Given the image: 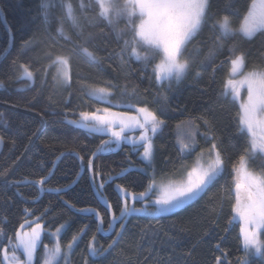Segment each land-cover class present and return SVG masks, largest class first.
<instances>
[{"label": "snow or ice", "instance_id": "obj_1", "mask_svg": "<svg viewBox=\"0 0 264 264\" xmlns=\"http://www.w3.org/2000/svg\"><path fill=\"white\" fill-rule=\"evenodd\" d=\"M93 5H95V16L89 18L86 15L77 16L70 0H36L35 9L29 7L24 13V30L30 35L21 38L17 57L12 59L9 68L18 67L20 74L17 79H26L34 85L40 69L33 71L31 64L17 65V58L20 55L34 52L37 53L35 57L37 63L41 55L49 60L44 66L41 84L47 82L49 69L55 68L53 80L71 86L73 53L78 52L83 55L90 64L103 62L104 58L96 54L98 49L89 47L95 45L99 36L104 34L103 29L100 33L87 30L92 19H99L105 21L116 32L118 39L130 34L129 39H124L123 47L115 53L120 58L122 66L126 64L125 56L142 62L145 69L151 65L157 86L162 88L167 83L168 89L171 90L173 82L180 84L192 69L191 57L185 56L188 45L210 23L216 35L207 54L199 61V66L208 67L215 60L218 52L227 48L230 71L220 94L226 99L231 95V100L238 103L237 131L241 136L247 137L237 163L233 164V171L237 176L234 182L235 202L231 207L234 215L229 220V224L239 220L242 248L245 253L243 257L237 258L236 264H255L256 257H259L260 264H264V42L251 67H249L248 52L242 50L244 42L251 43L257 37H264V0H246L243 8L239 6V0H223L222 7L217 6L216 0H87V3L85 0H80L81 13H87ZM57 9L60 10L59 14ZM121 20L124 21L123 28L118 26ZM66 21L72 23V35L65 30ZM9 34V44L15 47V33L9 29ZM226 40L230 42L225 44ZM61 41L72 45L67 54L63 50V45L60 51H55ZM197 50L199 51V48ZM8 52L9 48L0 50V54H5V58ZM112 55L113 52L109 51L108 56ZM215 70L213 66V73ZM200 78H202L201 71H196L194 79ZM105 84L104 87H90L89 96L97 103L106 106L97 107L94 111H82L79 113V120H70L67 123L89 135L108 138L101 139L87 158L75 148L69 149L68 154L74 155L79 161V171L74 172V178L69 179L66 184L57 183V186L52 187L49 185L55 174L57 162L65 156V153L61 152L51 161L50 168L39 156L29 160L28 152L34 142L33 137L39 132L38 129L28 137L29 146L25 148L22 156L16 157L11 168L0 171V209L10 203L11 198L7 196L9 188L17 189L16 196H23L19 191L22 185L36 187L38 196L54 193L73 215L91 214V218L97 223L96 231L86 246L88 258L85 264H145L149 257L140 260L137 256L133 261L123 253V250L121 256L115 255L121 242L126 240V233L130 234L129 224L132 218L146 217L159 222L166 218L167 214L176 213L186 205L203 198L225 171L223 152L226 149L221 148L223 140L215 135L214 125L206 114L190 115L188 121H181L176 127L179 130L187 123L190 128L198 131L197 121L201 122L206 128L202 135L212 140L208 158L205 161L204 153L201 151L191 166H185L186 178L158 184L154 166L155 137L167 126L163 111L152 109L136 88L129 91L125 86L120 91V99H114L115 89L118 86L111 81H106ZM0 87H3L2 80ZM242 90L246 93L244 97ZM163 99L167 100L168 97L164 95ZM114 108L120 110L114 111ZM183 111H187V108L181 109V112ZM0 116H3V113H0ZM136 130H139L138 136L128 135L129 132ZM4 142V136L0 135V146ZM12 143L15 145V140ZM123 144H131L130 151L139 156L144 167H137L129 155L128 167L122 168L121 173L136 171L146 174L150 169L151 176L143 191H132L124 184L116 185L120 200L114 207L104 195L106 180L94 161L101 153L113 152ZM178 144L182 155H190L196 147L195 132L190 131L187 136L178 137ZM257 157H259L257 165L259 171L249 167L250 162L255 163ZM24 161H29L31 166L40 170L39 178L9 179L11 171ZM85 177L89 187L95 185L94 195L103 205V212L97 207H77L71 199L65 198L72 185L78 184ZM33 199L35 200L36 197ZM137 203L139 207L136 206ZM220 207H223L222 203ZM50 211V207H45L40 215H36L33 210L24 209L23 222L11 236H7L4 228L0 226V237L7 239L6 245L0 240V264H70L75 248L80 239L90 231L91 225H83L66 244L62 243L63 234L71 226L70 222L65 220L56 226L54 231L46 233L47 222L42 223V221ZM211 212L215 213V207ZM105 216L109 217L107 221ZM2 223H7L6 216L0 222ZM105 223H107L106 228ZM207 223L218 226V220L215 218L208 220ZM148 231L153 233L151 239L155 244V241L160 239V232L152 225L141 229L139 233L141 242ZM98 234L111 237L106 247L97 242ZM164 236L166 239L161 241L162 247L176 243V240L167 233H164ZM44 238H48L50 242L44 243ZM131 240L135 242L136 237L131 236ZM195 247L193 245L187 257L171 255L165 258L151 254L150 257L154 264H173V260L178 259H184L187 264ZM215 248L221 250L220 244ZM222 256H226V253L222 252ZM215 264H231V262L215 257Z\"/></svg>", "mask_w": 264, "mask_h": 264}, {"label": "trees", "instance_id": "obj_2", "mask_svg": "<svg viewBox=\"0 0 264 264\" xmlns=\"http://www.w3.org/2000/svg\"><path fill=\"white\" fill-rule=\"evenodd\" d=\"M77 16H95V5L87 13H81L79 5L80 0H70ZM87 3V0H85ZM246 0H239V6L243 8ZM219 7L223 6V0H216ZM31 7L35 9L36 0H0V50L10 46V34L7 27L15 33V47L6 58L0 63V80L3 81V87H0V104L14 107L11 110L0 105V135H3L5 142L0 146V171L12 167L16 157L22 156L25 148L29 146V136L37 132L41 127V121L31 115L17 111L23 109L39 114L44 120L45 125L40 131L38 137L33 143L31 150L28 152L29 160L34 156H39L47 162L46 166L51 167V161L55 160L61 152L65 156L57 162L55 174L51 178L49 186L55 187L57 183L66 184L69 179H73V173L79 171V161L74 155L68 154L69 149L75 148L81 155L87 158L101 139L106 136L89 135L81 129H76L73 125L67 123L70 120H79V113L82 111H94L97 107L106 105L97 103L88 94L90 87H104L106 81H111L118 87L115 89L114 99H120V91L127 86L131 91L136 88L140 96L149 103L152 109L163 111V118L167 121V126L162 132L155 137V169L156 176L160 179L178 180L186 175L185 166H191L198 154L203 151L208 153L211 148L212 140L206 139L202 133L206 131L205 126L199 124L198 131L189 127L187 123L182 125L178 130L177 124L181 121H188L191 116L206 114L212 122L215 129V135L221 137L223 144L222 149L225 158V171L218 181L208 190L203 198L186 205L185 208L178 210L176 213L166 215V218L159 222L146 217H133L129 224L130 234L126 233V240L122 241L115 255L117 257L126 253L135 261L139 256L140 260L145 257L149 259L145 264H154L152 256L159 255L167 258L174 255L175 257H187L193 245L195 250L191 252V258L187 264H215V257H221L231 264H236L238 257L245 255L242 248V238L240 235V223L233 221L229 224L234 213L231 211L234 200V179L236 173L233 171V164L237 163L238 156L242 153L246 136H241L237 131V113L239 111L238 103L231 100V96L226 99L220 93L224 87L230 71L229 53L227 48L218 52L215 60L208 67L199 66V61L207 54L209 46L213 43V37L216 33L209 25L204 27L203 32L188 45V51L185 56H190L192 60V69L186 79L180 84L173 82L171 90L168 89L167 83L161 88L157 86L152 74V67L149 65L145 69L142 62L135 59H129L125 56V65H121L120 58L115 55L123 47L124 39L129 36L117 38L116 32L107 25L103 20L92 19L87 26V30L94 33H100L103 29V35H100L95 45H89L90 48L98 49L97 55L103 57L102 63L90 64L87 59L78 52L71 55L72 81L71 86H62L53 80L55 68L49 69L47 82L41 84V75L44 66L49 60L39 57L36 62L37 53L28 52L17 58V65L31 64L32 70L40 69L37 75L36 83L30 84L26 79L18 80L20 74L18 67L9 68L10 62L17 57V50L21 38H27L30 33L24 30V13ZM60 10L57 9V14ZM4 14V16H3ZM6 22V25L4 23ZM124 27V21L121 20L118 25ZM65 30L69 35L73 34L71 21H66ZM46 39V37H40ZM202 41V43H197ZM225 44L230 41H224ZM264 37H257L251 43L244 42L242 50L248 52L249 67L256 60L262 49ZM63 50L67 54L72 45L58 44L55 51ZM199 48V51L197 50ZM38 52L40 49L37 50ZM112 51L113 55L108 56ZM2 54H0L1 56ZM213 66L215 72L213 73ZM3 70H7L6 72ZM196 71H201L202 78L194 79ZM147 89V92H145ZM203 90V91H202ZM168 97L167 100L163 96ZM126 98V97H125ZM187 108V111L181 112V109ZM114 111L120 109H113ZM195 132V151L190 155L184 156L179 151L178 137L183 138L187 134ZM15 140V145L12 141ZM131 145L123 144L121 148L104 154H100L94 161L97 168L103 172V178L106 180L104 195L114 207L120 200V194L116 188L118 184L128 186L132 191H143L144 186L149 182L151 171L145 174L143 172L131 171L122 174V168L128 167L127 156L135 161L137 167H144L136 153L131 152ZM256 162L251 164L252 170L259 171ZM40 170L24 161L19 165L11 176V180H29L38 179ZM83 175V173H82ZM114 178V179H112ZM16 188H9L7 196L11 198L10 203L0 209V222L7 217V223L0 226L4 228L7 236H11L25 217L24 209H30L36 215H40L45 207H50L51 211L45 216L46 233L54 231L55 227L65 220L70 222V227L63 234L62 243H67L77 229L85 224L91 225L90 231L84 235L74 254L71 256L70 264H85L88 258L86 246L91 239L92 234L96 231L97 223L91 218V214L73 215L58 200L54 193H46L43 196L37 195V188L31 185H22L19 191L23 196H16ZM93 187H89L87 179L81 180L78 184L72 185L69 189L66 199H71L77 207H97L101 212L104 211L103 205L97 201L94 195ZM33 197H36L34 200ZM154 198V197H153ZM51 201V205L49 202ZM223 207H220V204ZM140 205L137 203L136 205ZM215 207V213L211 209ZM55 217V219L53 218ZM215 218L218 220V226L207 223L208 220ZM109 217L105 216V221ZM148 225L154 226L160 232V239L152 242L153 233L148 231L147 236L141 242L139 233L141 229ZM104 227H107L105 223ZM187 229H190L187 230ZM227 229V231H225ZM208 232L209 235L204 233ZM164 233L173 237L176 243L172 245L161 246V241L166 239ZM131 236L136 237V241L131 240ZM3 244H7L5 237H0ZM111 237L106 234H98L97 242L105 247L110 242ZM44 243H49L48 238H44ZM220 244L221 250H216L215 246ZM222 252L226 256H222ZM173 264H185L184 259L173 260ZM255 264H260L259 257L255 258Z\"/></svg>", "mask_w": 264, "mask_h": 264}, {"label": "water", "instance_id": "obj_3", "mask_svg": "<svg viewBox=\"0 0 264 264\" xmlns=\"http://www.w3.org/2000/svg\"><path fill=\"white\" fill-rule=\"evenodd\" d=\"M3 16H4V14H3ZM4 23H5V25H6L5 20H4ZM6 27H7V30H8V32H9V28H8V26H6ZM8 48H9V52H10V51H11V46H9ZM9 52L6 54V56L9 54ZM4 59H5V54H2V55L0 56V63H1ZM0 105H1V106H4V107H7V108H9V109H11V110L15 109L14 107H11V106H7V105H3V104H0ZM16 110H17V111H20V112H23V113H25V114H28V115L34 116V117L38 118V119L41 121V127H40V129H39V132H38V134H37L36 136L33 137V141L35 142V140H36V138L38 137L40 131L42 130V128H43L44 125H45V120H44L39 114H37V113L31 112V111H27V110H23V109H18V108H16ZM34 142H33V143H34ZM33 143L31 144V147H32ZM20 164H21V163H20ZM20 164H18V165H17V166L11 171V173H10V175H9V177H8L9 179L11 178V176L13 175V173H14L15 170L19 167Z\"/></svg>", "mask_w": 264, "mask_h": 264}, {"label": "rangeland", "instance_id": "obj_4", "mask_svg": "<svg viewBox=\"0 0 264 264\" xmlns=\"http://www.w3.org/2000/svg\"><path fill=\"white\" fill-rule=\"evenodd\" d=\"M59 85H62V86H65L64 84H62V83H59ZM89 90H90V88H88V91H87V94L89 95ZM231 96V95H230ZM244 96H246V93L244 92V90H242V97H244ZM128 135L129 136H138L139 135V130H136L135 132H129L128 133ZM108 138V137H107ZM106 138V139H107ZM129 145H131V144H129ZM105 153H108V152H105ZM101 154H104V153H101ZM207 158H208V153L207 154H204V159H205V161L207 160ZM251 164H253L252 162H250V164H249V167H250V169H252L251 168ZM149 173H150V176H151V171H149ZM236 176H237V174H236ZM236 176H235V179H234V182H235V180H236ZM184 178H186V175L185 176H183L181 179H184ZM181 179H178V180H170V179H160V178H158L157 176H156V180H157V183L159 184V183H163V184H167L169 181H179V180H181ZM92 187H93V189H94V191L96 190L95 189V185H92ZM87 214V213H86ZM168 215V214H167ZM235 222H238V223H240L239 222V220L237 219V220H234ZM240 227H241V225H240ZM242 238V237H241ZM54 242V241H53Z\"/></svg>", "mask_w": 264, "mask_h": 264}]
</instances>
